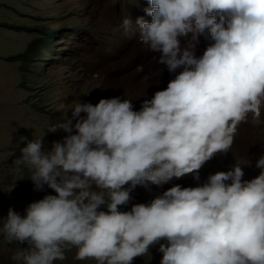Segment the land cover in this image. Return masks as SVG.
Segmentation results:
<instances>
[{"label":"clouds","instance_id":"obj_1","mask_svg":"<svg viewBox=\"0 0 264 264\" xmlns=\"http://www.w3.org/2000/svg\"><path fill=\"white\" fill-rule=\"evenodd\" d=\"M148 3L151 22L139 0L121 38L135 35L148 51L138 65L145 90L123 95L115 71L120 93L108 96L123 100L78 102L74 124L48 130L68 133L50 151L43 137L20 149L34 190L56 193L24 216L9 208L0 235L28 245L12 257L20 264H54L72 247L97 264L149 255L159 264H264V153L248 164L236 149L242 127L264 130V0ZM138 185L144 204L120 211Z\"/></svg>","mask_w":264,"mask_h":264},{"label":"rangeland","instance_id":"obj_2","mask_svg":"<svg viewBox=\"0 0 264 264\" xmlns=\"http://www.w3.org/2000/svg\"><path fill=\"white\" fill-rule=\"evenodd\" d=\"M138 1L0 0V23L61 28L50 49L39 48L37 55L33 53L34 64L22 58L8 61L6 57L25 52L29 43L39 45L35 43L36 31L0 25V229L9 208L24 216L29 204L46 195H56L47 185L41 191L34 190L28 178L30 173L19 163L20 149L27 142L43 137L42 151H50L53 142L62 141L68 133L62 129L48 130L65 119H72L74 124L72 111L78 102L96 105L100 99L120 97L123 100L122 95L108 96L120 93L112 86V81L120 78L114 77L115 71L119 70L124 79L123 95L132 97L145 90L138 65L146 64L148 51L136 41L135 35L121 43L122 20L125 17L132 20ZM149 6L148 0H141L142 18L151 22L152 18L145 13ZM206 46L207 41L202 47ZM80 117L85 118L86 113ZM21 136L27 140L19 142ZM237 139L236 149L243 162L249 164L264 153L263 129L242 127ZM218 157L209 162L215 163ZM186 177L190 184L195 181L191 176ZM141 187L138 185L131 192L132 200L127 206H121L120 211L144 204ZM98 210L107 212V207L102 205ZM19 247L28 245L9 244L0 235V264H20L12 259ZM76 254L77 249L72 247L65 252V260L54 264H97L95 260H77ZM161 259L160 255H149L143 260L134 259L132 264H159Z\"/></svg>","mask_w":264,"mask_h":264},{"label":"trees","instance_id":"obj_3","mask_svg":"<svg viewBox=\"0 0 264 264\" xmlns=\"http://www.w3.org/2000/svg\"><path fill=\"white\" fill-rule=\"evenodd\" d=\"M0 25L11 28V29H15V30H25V31H29V32L36 31L37 37L35 39V43L38 42L39 45H37V44L32 45V43H29L28 48L26 49L25 52L20 53L18 55L6 57V60H8V61H14L17 58H22V59H26L30 62H33L34 64H35V56L33 53L35 52V54L37 55L39 48L50 49L55 36L61 30V28H58V29L45 28L44 29L40 25H35V27L19 26V25H13V24H9V23H0ZM30 54H31V58L28 59L27 56H29Z\"/></svg>","mask_w":264,"mask_h":264},{"label":"bare ground","instance_id":"obj_4","mask_svg":"<svg viewBox=\"0 0 264 264\" xmlns=\"http://www.w3.org/2000/svg\"><path fill=\"white\" fill-rule=\"evenodd\" d=\"M241 151V150H240ZM242 153V152H241ZM244 153V152H243ZM244 156H245V154H244ZM247 158V157H246ZM246 161V160H245Z\"/></svg>","mask_w":264,"mask_h":264}]
</instances>
